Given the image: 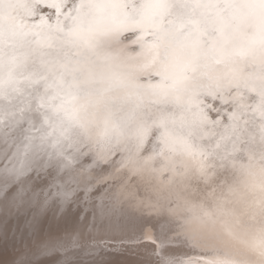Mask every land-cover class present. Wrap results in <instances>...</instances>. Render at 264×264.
Returning <instances> with one entry per match:
<instances>
[{"label": "snow or ice", "instance_id": "obj_1", "mask_svg": "<svg viewBox=\"0 0 264 264\" xmlns=\"http://www.w3.org/2000/svg\"><path fill=\"white\" fill-rule=\"evenodd\" d=\"M9 234L13 264H264V0H0Z\"/></svg>", "mask_w": 264, "mask_h": 264}, {"label": "bare ground", "instance_id": "obj_2", "mask_svg": "<svg viewBox=\"0 0 264 264\" xmlns=\"http://www.w3.org/2000/svg\"><path fill=\"white\" fill-rule=\"evenodd\" d=\"M148 243L147 238L139 241L140 245ZM21 250V240L18 235H6L3 239H0V264H13L15 257ZM145 251L144 247L137 246H125L117 250L109 249L107 259L112 264H138Z\"/></svg>", "mask_w": 264, "mask_h": 264}, {"label": "water", "instance_id": "obj_3", "mask_svg": "<svg viewBox=\"0 0 264 264\" xmlns=\"http://www.w3.org/2000/svg\"><path fill=\"white\" fill-rule=\"evenodd\" d=\"M112 241H110V243H111Z\"/></svg>", "mask_w": 264, "mask_h": 264}]
</instances>
